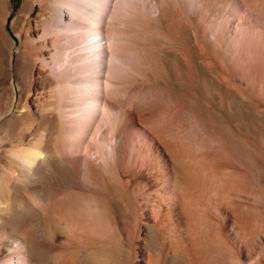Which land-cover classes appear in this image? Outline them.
I'll return each instance as SVG.
<instances>
[{"label":"bare ground","instance_id":"obj_1","mask_svg":"<svg viewBox=\"0 0 264 264\" xmlns=\"http://www.w3.org/2000/svg\"><path fill=\"white\" fill-rule=\"evenodd\" d=\"M126 1L24 0L13 15L11 0H0V264H100L93 249H114L116 244L120 263L133 262L131 193L124 178L128 170L120 164L117 139L100 150L99 133L94 131L95 125L102 132L101 117L112 118L117 102L116 42L99 27H104L101 21L116 11V5L130 11L133 6ZM254 1L244 3L251 7ZM36 8L39 13L33 18ZM170 21L175 22L171 31L181 41L186 62L205 79L208 91L190 90L171 78L174 71L186 73L187 69L167 42L160 46V59L181 107L198 108L219 137L218 147L229 153L227 161L212 167V177L219 181L231 174L254 190L247 195L238 192L226 200L228 209L247 210L245 217H234L238 223H245V230L247 223V227L254 225L258 209L264 208V198H259L264 194V101H258L254 108L243 103L238 96V92L243 93L240 78L231 73L227 57L207 51L202 54L196 32L162 4L158 22L170 25ZM260 40L256 57L264 61V30ZM82 45L96 47L90 66L82 64L80 54L75 55V63L64 61L72 48ZM206 58L211 61L209 66ZM56 94L76 103L80 114H89L92 128H77L79 135L68 129L67 117L62 124L51 105ZM216 95L230 105L227 111ZM128 97L126 94L127 101ZM33 121L40 126L33 139L28 144H10L15 137H26ZM161 148L168 163L167 180L179 193L177 204L188 208L197 184L192 163L200 162L204 167L213 153L192 162L170 144ZM140 224L147 235L144 247L148 264H185L174 255L168 260L155 226L144 221ZM213 226L211 235L202 234L195 249L217 253L223 262L217 257L219 264L260 263L257 250L246 255L242 246L230 243L223 223Z\"/></svg>","mask_w":264,"mask_h":264},{"label":"rangeland","instance_id":"obj_2","mask_svg":"<svg viewBox=\"0 0 264 264\" xmlns=\"http://www.w3.org/2000/svg\"><path fill=\"white\" fill-rule=\"evenodd\" d=\"M127 1L133 6L130 11L123 9L119 4L116 5L115 12L104 16V23L102 19H98L102 25L104 24V27H99L101 33L115 40L119 60L116 59L118 64L115 71L117 114L114 113L112 118L106 117L107 119L101 117L102 132L99 126L97 128L95 125L94 131L96 129L95 133H99L100 150L117 139L120 164L122 163L123 169L128 170L124 178L129 182L133 214L132 264H148L146 262L148 250L144 247L147 235L140 224L143 221L158 229V237L164 243L168 260L174 255L185 264H219V260L223 263L217 253L207 252L208 249H203V252L195 249L202 234L210 236L213 225L223 223L225 235L230 243L242 246L246 255L257 250L260 263L264 264V208L258 209L260 216L255 214L256 221L253 226L252 223L250 227H247L248 223L245 225L247 231L244 230L245 223L242 222V226V223H238L234 218L245 217L247 210L234 207L228 209L227 206L230 204L226 200L238 192L240 195H247L250 190H254L231 174L222 178V181L212 177L210 173L212 167L215 163L227 161L229 153L223 147H218L219 137L199 113L198 108L194 110L181 107L180 98L172 90L166 66L160 59L161 44L163 42L170 44L172 54L187 69L186 73L174 71L171 78L190 90L201 88L208 91L206 81L190 63H187L188 58L182 49L181 41L178 35L171 31L175 28V22L170 21V25L158 22L160 7L163 4L196 32L199 40L196 44H199L202 54L205 55L207 51L219 58L225 55L231 73L240 78L239 85L242 86L243 93L238 92V96L243 103L254 108L258 101H264V61L256 57L261 43V33L264 30V0H259V3L255 0L251 7L245 5L244 0ZM23 3L24 0H11L9 6L13 15L19 11ZM121 3L123 4L122 1ZM38 13L36 8L32 13L33 18H36ZM96 16L94 14V18ZM107 17H111V21ZM9 33L14 37L10 26ZM97 41V36H94V42ZM95 48L88 45L74 47L64 61L75 63V55L80 54L82 64L90 66V62L95 58ZM104 56L103 60L106 62L107 55ZM204 61L209 66L211 61L207 58ZM69 75H72L71 72ZM126 94L129 96L128 101L125 98ZM216 97L221 108L227 111L230 105L221 98V95ZM51 101L53 113L60 117L62 124L63 117H67L68 129H74V132L79 134L85 125H91L89 128H92L93 122L90 121L89 114H80L81 108L73 101L67 102L57 94L53 95ZM37 116L38 114H35V117ZM38 130L40 126L33 121L26 137H15L10 144L12 142L28 144ZM165 144L176 147L192 162L213 153L209 155V159L207 158L208 162H204V167L200 162L197 163L200 166L196 162L192 163L196 171L197 184L190 194L193 203H190L192 206L189 205V209L177 204L179 193L167 180L168 163L166 153L161 148ZM259 198L262 200L264 194H259ZM116 245L114 249L106 247L93 249L100 264H121L120 250L118 244Z\"/></svg>","mask_w":264,"mask_h":264}]
</instances>
